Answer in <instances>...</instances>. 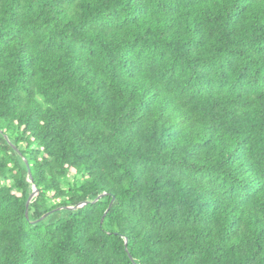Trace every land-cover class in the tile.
<instances>
[{"label":"trees","instance_id":"16d2710c","mask_svg":"<svg viewBox=\"0 0 264 264\" xmlns=\"http://www.w3.org/2000/svg\"><path fill=\"white\" fill-rule=\"evenodd\" d=\"M0 264H264V0H0Z\"/></svg>","mask_w":264,"mask_h":264},{"label":"water","instance_id":"95a60500","mask_svg":"<svg viewBox=\"0 0 264 264\" xmlns=\"http://www.w3.org/2000/svg\"><path fill=\"white\" fill-rule=\"evenodd\" d=\"M6 138L9 140V138H8L7 136H6ZM37 194H38V188H37V187H34L33 192H32V194L30 195V197L28 198V201H27V203H26V217H27V219H29V211H28L29 205H30V203L32 202V200L37 196ZM103 196H105V192L101 193L98 197H96V198L93 200V202L98 201V200H99L100 198H102ZM113 200H114V197H113V199H112V201H111L109 207L111 206ZM88 203H90V201H84V202H82V203H80V204H78V205L68 206V207H70V208H71V207H72V208H79V207H81V206H83V205H86V204H88ZM62 207H63V206H62ZM62 207H57V208H54V209H51V210L47 211V212H46L41 218H39V220L44 219V218L47 217L50 213H52V212H54L55 210H58V209H60V208H62ZM103 219H104V216L102 217V221H103ZM39 220L37 219V220H35L34 222H37V221H39ZM125 246H126V250H128V238H127V237L125 238ZM129 256H130V258H131L132 260H134V258L132 257V255H131L130 253H129Z\"/></svg>","mask_w":264,"mask_h":264},{"label":"rangeland","instance_id":"374dc122","mask_svg":"<svg viewBox=\"0 0 264 264\" xmlns=\"http://www.w3.org/2000/svg\"><path fill=\"white\" fill-rule=\"evenodd\" d=\"M70 176L72 177L73 175L71 174Z\"/></svg>","mask_w":264,"mask_h":264}]
</instances>
